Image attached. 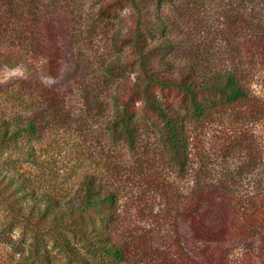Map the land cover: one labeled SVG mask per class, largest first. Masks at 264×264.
<instances>
[{
	"label": "trees",
	"instance_id": "obj_1",
	"mask_svg": "<svg viewBox=\"0 0 264 264\" xmlns=\"http://www.w3.org/2000/svg\"><path fill=\"white\" fill-rule=\"evenodd\" d=\"M1 1L8 3L10 15L0 9V66H16L42 51L47 77L57 78L63 32L54 15L65 13L69 0H0L5 6ZM186 1L102 0V16L125 7L127 27L112 34L118 54L98 57V77L94 83L75 82L77 91L0 86V103L13 106L8 116L0 113V207L30 235L29 253L38 263L51 262L56 247L67 264L129 263L135 257L158 264H264V155L256 153L253 135L232 128L211 139L223 158L241 153L247 140L250 151L234 157V171L219 173L230 184L245 180L246 189L214 185V173L206 165L191 169L195 124L208 125L229 111L244 122L262 123L258 142L264 147V0H215L206 15L200 13V3H194L195 10ZM9 18L15 22L9 24ZM176 34L182 38L175 39ZM80 100L96 108V115L111 108L105 127L128 151L147 153L154 143L159 148L155 160L141 161V166H154L157 160L174 168L176 179L182 178V196L176 179L167 182V175L156 169L149 178L144 172V184L126 205H133L134 212L122 218V187L115 179L104 184L91 171L72 194L61 197L41 191L20 172L12 156L19 153L34 161L35 140L45 126H67V105ZM147 120L157 131L145 137ZM101 161L105 173L119 175L120 162L113 164L108 157ZM164 194L177 198L190 235L168 227L164 217L153 213L154 199ZM147 198L151 213L146 215L142 201ZM154 240L166 243L167 251Z\"/></svg>",
	"mask_w": 264,
	"mask_h": 264
},
{
	"label": "rangeland",
	"instance_id": "obj_2",
	"mask_svg": "<svg viewBox=\"0 0 264 264\" xmlns=\"http://www.w3.org/2000/svg\"><path fill=\"white\" fill-rule=\"evenodd\" d=\"M1 2L5 6L0 4V9L10 15L8 3L6 1ZM186 2L189 3H187L188 7L192 6L191 8L195 7L194 3H196V6L200 3L199 11L204 15L207 12L209 13L210 10L208 9H212L215 4V0H187ZM101 3L102 0H72V2L69 0L68 7L65 8L66 12L62 13V15H54L57 25L61 26V31L63 32L61 57H59L61 70L57 78L50 80L47 77V71L44 68L47 55L42 51L36 50L33 53V58L31 56L28 57V60L24 63L20 62V64H16L13 67L0 66V86L10 89H23L24 86L35 87L37 85L36 87L39 88L40 86L50 85L62 91L70 89L77 91L75 85L77 81L91 80L94 83L98 77L95 72L98 68L97 58L108 55L116 56L118 54L116 48L112 47L111 37L116 30L122 31L127 27V10L125 7L119 8L116 12L112 11L108 16H102L98 13ZM164 5L173 12L172 4L166 2ZM9 19V24L15 22V19ZM176 35L174 36L175 39L182 38L181 34ZM174 53L172 52L173 57L176 56ZM126 74L127 72H125ZM0 102L3 103V101ZM67 109L71 113L67 126L58 127L52 123L48 124L42 131L41 136L35 140L36 158L34 161L27 160L19 153L12 156L13 164L19 167L20 172L31 178L41 191H50L61 197H66L78 188L83 175L92 171L104 180V184H112V179H115L117 181L116 185L122 187L120 189L123 197L120 200L121 206L119 210L122 218L126 216V213L131 218L130 214L134 212L133 205L130 204L129 206L132 205V208L128 209L126 205L132 203L131 199L136 188L144 184L145 181L142 179L144 172L147 178L152 175L151 170L156 169L159 172H163L164 175H167V178H165L167 182L176 179V175L179 176L174 168L172 169L162 162L161 164L157 160L153 161L154 166H141V161L151 157L155 160V155L157 154L155 151L159 148L155 149L154 143H152L153 150H149L147 153H143L142 149L128 151L121 141L111 137L110 132L105 127V121L111 114V108L106 106L105 110L100 109V115H96V108H93L92 105L86 107L80 100L67 105ZM12 111L13 106L11 104L5 106L0 103V113L8 116ZM215 111V113L219 112L217 108ZM93 115L96 117L95 120L92 117ZM97 116L100 117L98 118ZM220 118L222 119L216 120L213 118L215 121L208 125L207 123L205 125L195 124L192 139L193 158L191 169L203 168L206 165V170L214 173L211 177L216 182L214 185H227L230 186L228 189H236V191L246 189L247 185L245 184L247 182L245 180L231 182L230 184L219 179V173L221 171L229 173L234 171L238 164L235 158L250 151L249 144L245 143L247 140L244 142V149L241 153L235 152L231 154L235 158L230 155L223 158L211 147V142H213L211 139L215 136L221 137L227 134L226 131H230L232 128L237 130L244 128L246 131L248 129V132L253 135V139L257 141L255 144L258 145L259 149H256V153L263 156L264 147L262 143L258 142L260 136L263 135V125L255 120H250L248 123L244 122L242 119L236 118L234 114H230V111L229 114ZM189 120L193 121L195 119L190 118ZM146 124L145 127L148 132L144 133L145 137L149 134L151 136L152 131H157V127L152 121L147 120ZM158 138V136L155 137V139L159 140ZM160 145H162L161 141ZM101 157H108L109 160L113 161V164L121 163V170H119L118 176L116 175L115 178H112L111 174L105 173ZM139 169H141L140 172L142 173H136ZM137 179L138 182L133 183ZM180 179L182 178L177 177L176 181L178 182L176 184H178L180 189L178 194L182 196L183 189L181 186L182 181L179 182ZM130 184L133 188L128 186ZM151 188L153 189V187ZM150 191L153 193V190ZM152 193L148 195H152ZM176 199V197L171 198L167 194L155 198L154 200L157 204L153 205V213L164 217L167 225L169 224L168 227L176 228L180 233L188 236L190 235L188 220L178 211L179 209L177 210ZM150 200L147 198L142 201V208L146 209L143 210L147 212L146 215L150 212L149 209L147 211V204ZM30 243V235L19 224L11 223L7 219L4 209L0 207V264H40L35 261L33 254L29 253ZM154 243L156 247L167 251L168 247L166 246L168 245L166 243L162 245L157 240H154ZM51 254L54 258L48 264L68 263L56 247H52ZM100 264H158V262L149 261L147 258L135 257L129 263L103 260Z\"/></svg>",
	"mask_w": 264,
	"mask_h": 264
}]
</instances>
